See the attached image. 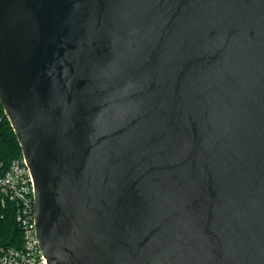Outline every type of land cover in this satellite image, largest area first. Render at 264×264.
<instances>
[{"label": "water", "instance_id": "obj_1", "mask_svg": "<svg viewBox=\"0 0 264 264\" xmlns=\"http://www.w3.org/2000/svg\"><path fill=\"white\" fill-rule=\"evenodd\" d=\"M0 104L46 264H264V0H0Z\"/></svg>", "mask_w": 264, "mask_h": 264}, {"label": "built area", "instance_id": "obj_2", "mask_svg": "<svg viewBox=\"0 0 264 264\" xmlns=\"http://www.w3.org/2000/svg\"><path fill=\"white\" fill-rule=\"evenodd\" d=\"M34 185L21 156L13 160L0 176V209L14 206L15 221L21 230L20 247H0V264H46L39 247L34 224Z\"/></svg>", "mask_w": 264, "mask_h": 264}, {"label": "trees", "instance_id": "obj_3", "mask_svg": "<svg viewBox=\"0 0 264 264\" xmlns=\"http://www.w3.org/2000/svg\"><path fill=\"white\" fill-rule=\"evenodd\" d=\"M21 156L20 145L0 104V176L13 160ZM21 245V230L15 221L14 206L12 203H7L0 209V247Z\"/></svg>", "mask_w": 264, "mask_h": 264}]
</instances>
